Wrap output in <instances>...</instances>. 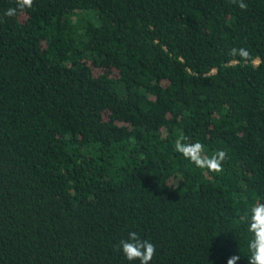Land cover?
I'll list each match as a JSON object with an SVG mask.
<instances>
[{"label":"trees","instance_id":"trees-1","mask_svg":"<svg viewBox=\"0 0 264 264\" xmlns=\"http://www.w3.org/2000/svg\"><path fill=\"white\" fill-rule=\"evenodd\" d=\"M0 0V264H249L264 203V0ZM244 47L249 63L228 55ZM227 153L223 171L174 142Z\"/></svg>","mask_w":264,"mask_h":264},{"label":"clouds","instance_id":"clouds-1","mask_svg":"<svg viewBox=\"0 0 264 264\" xmlns=\"http://www.w3.org/2000/svg\"><path fill=\"white\" fill-rule=\"evenodd\" d=\"M237 4L241 10H247L244 0H231ZM16 6L4 12V16L16 17L18 12L22 13L26 9H31L34 0H15ZM229 56L239 58L244 63L252 60L250 52L244 48L233 47L230 49ZM185 137L178 138L174 142V149L179 154L190 161L193 165L208 173H220L223 171V162L227 159V153L222 150L207 155L205 145L201 142L187 143ZM248 231L252 234L249 241L250 256L249 264H264V203H255L251 206L248 213ZM117 250H122L126 259L130 262L139 261V264H150L156 253L155 245L148 240L141 239L137 232H129L127 239H122L117 245ZM240 259L238 255L230 257L227 264H237Z\"/></svg>","mask_w":264,"mask_h":264}]
</instances>
